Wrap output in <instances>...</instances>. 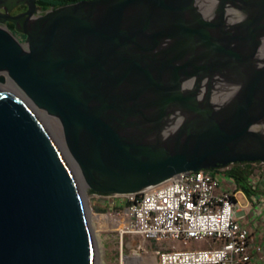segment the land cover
<instances>
[{"label":"water","instance_id":"water-1","mask_svg":"<svg viewBox=\"0 0 264 264\" xmlns=\"http://www.w3.org/2000/svg\"><path fill=\"white\" fill-rule=\"evenodd\" d=\"M36 1L0 0V264H96L85 191L264 163V0Z\"/></svg>","mask_w":264,"mask_h":264},{"label":"built area","instance_id":"built-area-1","mask_svg":"<svg viewBox=\"0 0 264 264\" xmlns=\"http://www.w3.org/2000/svg\"><path fill=\"white\" fill-rule=\"evenodd\" d=\"M227 169L182 172L137 193L92 197L106 208L121 240L131 236L164 245L148 250L140 243L133 249L156 264H264V248L239 220L237 185ZM197 242L205 246L192 248Z\"/></svg>","mask_w":264,"mask_h":264},{"label":"rangeland","instance_id":"rangeland-1","mask_svg":"<svg viewBox=\"0 0 264 264\" xmlns=\"http://www.w3.org/2000/svg\"><path fill=\"white\" fill-rule=\"evenodd\" d=\"M38 112L46 127H49L50 133L59 144L62 143L64 148L61 127L57 119L45 115L40 110ZM83 199L93 232L96 264H156L153 257L135 252L133 249L140 243L148 250L165 248L163 244L159 242L143 243L138 238L131 236H124L121 240L117 235L116 228L105 217L106 208L95 203L92 193L88 191L83 192ZM204 246L205 244L200 242L191 245L192 248H203ZM177 248H181V246Z\"/></svg>","mask_w":264,"mask_h":264},{"label":"crops","instance_id":"crops-1","mask_svg":"<svg viewBox=\"0 0 264 264\" xmlns=\"http://www.w3.org/2000/svg\"><path fill=\"white\" fill-rule=\"evenodd\" d=\"M247 168V190L237 186L234 201L243 211L239 220L250 231L253 243L264 248V163H252Z\"/></svg>","mask_w":264,"mask_h":264},{"label":"trees","instance_id":"trees-1","mask_svg":"<svg viewBox=\"0 0 264 264\" xmlns=\"http://www.w3.org/2000/svg\"><path fill=\"white\" fill-rule=\"evenodd\" d=\"M78 1H85V0H37L36 5L39 10L44 13L50 9L58 8L67 4L75 3ZM17 9H26L25 6L17 7ZM7 29L10 30L21 42L24 41V35L18 34L13 30L12 24H7ZM258 163V162H253ZM252 164L251 162H242V163H233L229 164L226 174L234 180L236 185L243 190H247L246 185L248 182V177L250 172L248 171L247 166ZM219 168V167H217ZM216 169H210L209 171L215 172ZM89 193H93L92 191L88 190Z\"/></svg>","mask_w":264,"mask_h":264},{"label":"flooded vegetation","instance_id":"flooded-vegetation-1","mask_svg":"<svg viewBox=\"0 0 264 264\" xmlns=\"http://www.w3.org/2000/svg\"><path fill=\"white\" fill-rule=\"evenodd\" d=\"M25 9H15L14 11H12V15H15V14H17V13H20V12H23ZM7 24H11V23H8V22H6L5 24H4V26L7 28Z\"/></svg>","mask_w":264,"mask_h":264},{"label":"bare ground","instance_id":"bare-ground-1","mask_svg":"<svg viewBox=\"0 0 264 264\" xmlns=\"http://www.w3.org/2000/svg\"><path fill=\"white\" fill-rule=\"evenodd\" d=\"M8 86V85H7ZM45 121V120H44ZM49 128V127H48ZM60 142V141H59ZM60 144H61V147L63 148V145H62V143L60 142Z\"/></svg>","mask_w":264,"mask_h":264}]
</instances>
